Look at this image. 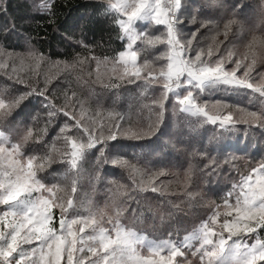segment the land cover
I'll return each instance as SVG.
<instances>
[{
  "label": "snow or ice",
  "instance_id": "snow-or-ice-1",
  "mask_svg": "<svg viewBox=\"0 0 264 264\" xmlns=\"http://www.w3.org/2000/svg\"><path fill=\"white\" fill-rule=\"evenodd\" d=\"M26 7L0 0V264H264V155L223 151L230 137H264V0H95L104 45L58 24L57 0ZM213 87L249 106L209 105ZM127 90L135 105L105 107ZM206 126L219 156L203 143ZM169 148L200 157L201 176L238 178L183 235L151 240L138 231L145 214L163 222L178 211L172 173L158 166ZM86 164L95 178L111 165L128 181L108 182L102 208L78 199Z\"/></svg>",
  "mask_w": 264,
  "mask_h": 264
},
{
  "label": "trees",
  "instance_id": "trees-1",
  "mask_svg": "<svg viewBox=\"0 0 264 264\" xmlns=\"http://www.w3.org/2000/svg\"><path fill=\"white\" fill-rule=\"evenodd\" d=\"M28 3L29 0H9L11 10L14 13H23L27 11L26 6ZM94 3L95 0H57V4L62 12V15L59 17L58 24L62 23L65 26H74V30L78 33L77 38H80V34H82L85 38V43L104 45L108 42L109 27L107 21L97 16L93 7ZM60 31H65V28L61 27ZM39 34L41 36L44 35L42 31ZM58 40V36L52 33L51 29H49L47 48L52 51H56L58 46ZM59 48L60 50H63V45H59ZM131 91L133 90H127L118 93L114 99L110 97H105V107H114L118 111H124L128 108L130 104L135 105V101L130 98ZM227 100L237 102L234 96H228ZM20 117L21 120L24 119L23 112L21 113ZM206 127V131L201 130L203 143L208 146V151L213 157L219 156L221 149L216 148L215 150H213L209 142V137L211 135V126ZM237 143H241V146H231L227 149H224L223 151H228L237 154L240 153L241 150H244L249 152L250 155L254 157L255 155L258 156L260 153L257 142L255 141L246 142L244 140H241L236 141V144ZM145 147L148 148L152 146ZM180 147V145H176L177 149H179ZM155 148L157 151H159V146H155ZM167 151L171 153V155L167 156L165 163L158 166L165 167L168 169V171L172 173V175H168L164 178L167 183L166 192L168 194V199L172 200L174 204L178 205V211L173 212L172 215L169 217L167 214L168 209H165L163 222L161 221L160 216L158 214L155 216V218L147 216V214H145V216L142 218V223L138 226V231H144L148 238H152L154 240L165 238L166 233L172 228L180 229L181 235L184 234L183 230L185 228L190 230L193 224L198 223L199 218H203L204 215L202 214V208L207 207L206 199L211 197L209 195L210 190H213L214 192L212 194H215L216 190L218 189V186L221 185V182L216 181V178L220 179L221 177H216V175H200V170L203 168V163L200 157H186L184 154L178 151H174L171 148H169ZM126 158L133 160L131 156H128ZM136 162V160H133V163ZM189 164H191L192 166V179L191 182L187 186H185L183 181L185 176V170L188 169ZM105 167L107 177H110L112 179L110 181H117L122 184H126L128 182L126 177L122 175L121 169L117 168L116 166L112 168L110 165H104V167L102 168V172L105 171ZM86 169L87 172L90 174V178L92 180H95V175L92 174L89 165L86 167ZM99 172L101 173V169L99 170ZM216 182L218 184H216ZM103 184H105V186L109 185L114 187V185H110L104 180H98L97 187L101 188ZM228 187L229 186L224 184L223 187H219V191L223 190V192H225V189ZM83 188H88V186L83 183ZM109 188L110 187H108L107 189ZM92 191V193H96V189ZM185 191H191L194 194L193 197L191 199L185 197ZM107 194L108 192L103 194V196L105 195L104 197L107 198ZM220 194L221 192L215 196H219ZM152 206L153 208L157 207L155 201L152 202Z\"/></svg>",
  "mask_w": 264,
  "mask_h": 264
},
{
  "label": "rangeland",
  "instance_id": "rangeland-1",
  "mask_svg": "<svg viewBox=\"0 0 264 264\" xmlns=\"http://www.w3.org/2000/svg\"><path fill=\"white\" fill-rule=\"evenodd\" d=\"M258 70H261L259 69V66H258ZM49 71H54L53 69H49ZM230 96V97H233L237 100V102H232L230 100H227V97ZM202 100L204 101H208L209 105L212 104L213 101H217V100H227L228 103L232 104V105H239L240 107H248V100H249V97L244 94V93H234V92H231L229 90H226L224 89L223 87H213V88H209L208 90H206L203 94H202ZM18 120H21V117L18 118ZM22 121V120H21ZM241 140H243V138H241ZM239 140V141H241ZM236 141L237 138L235 136L233 137H230L229 138V143L231 146H241V143H237L236 144ZM251 142L252 141H255L257 142V145L259 147V155L255 157L253 156V158L255 160H259L261 158L262 155H264V137L261 136L260 134V131L257 130L254 135H252L251 137ZM243 152H246V153H243ZM234 155H237V156H244L245 159H247L248 156H251L249 152L247 151H244V150H241L240 153H233ZM88 165L86 164L85 165V169ZM109 166V165H108ZM111 166V165H110ZM107 167V166H106ZM106 167H105V171L102 172V168H101V173H100V176L99 178L100 179H95V180H92L90 178V174L87 172V169H86V172H85V175H84V178H83V181H82V187L80 188L79 190V193H78V199L83 202L85 205H92L93 207H104L105 203H106V200L108 199V197H104L103 194L107 193L108 192V187H113V186H105V184H103V186H101V188H98L97 187V184H98V180H104L106 182H109L110 180H112L110 177H107L106 175ZM112 168L115 167V166H111ZM60 170V169H59ZM59 170L57 168H55V166L53 167V171L55 172H59ZM243 170V168L241 169ZM61 171V170H60ZM94 174V173H92ZM95 175V174H94ZM216 177H221L220 179L216 178V181L218 182H221V187L224 186V184H226L227 186L230 187L231 183L237 179L238 177H236L235 175H222V174H218L216 175ZM90 178V179H89ZM47 182V181H46ZM83 183L85 185L88 186V188H83ZM216 184H218L216 182ZM218 186V189L216 190V193L215 194H212L214 191L213 190H210V193L209 195L211 197L207 198L206 199V205H207V201L211 200V201H216L217 203H219V197L220 196H223L222 194H224L226 191L229 190V187L225 189V192H223V190L219 191V187ZM96 189V193H92L94 190ZM102 190V191H101ZM106 191V192H105ZM221 192V194L219 196H215L217 194H219ZM103 196V197H102ZM108 196V194H107ZM101 197V198H100ZM215 197V198H213ZM100 198V199H98ZM205 210H206V207H203L202 208V214L205 215ZM141 230V229H140ZM143 234L146 236V233L144 231H142ZM147 237V236H146ZM148 238V237H147ZM148 239H151V240H154L152 238H148ZM141 251H146V249H141Z\"/></svg>",
  "mask_w": 264,
  "mask_h": 264
}]
</instances>
